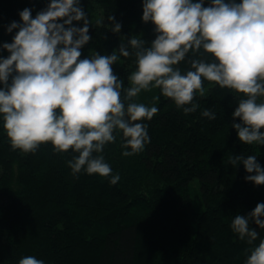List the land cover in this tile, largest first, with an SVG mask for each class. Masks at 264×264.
<instances>
[{
  "label": "trees",
  "instance_id": "obj_1",
  "mask_svg": "<svg viewBox=\"0 0 264 264\" xmlns=\"http://www.w3.org/2000/svg\"><path fill=\"white\" fill-rule=\"evenodd\" d=\"M49 2L0 0V44L12 41L16 30L6 28L20 21V11L30 8L34 18ZM80 3L92 37L81 58L110 55L132 35L149 44L155 39L152 22L141 19L143 0ZM109 15L122 25L119 33L106 27ZM8 55L0 49V57ZM133 60L121 57L112 66L125 87ZM204 87L205 96L197 94L195 101L200 108L189 114L159 89L139 94L137 101L149 106L160 96L159 111L143 121L150 137L143 152L123 156L130 149L121 148V133L105 146V161L120 176L115 185L98 174L74 176L67 164L77 155L71 150L56 153L51 144H41L35 153L13 150L0 121V264H18L25 256L44 264H245V249L264 239V229L250 222L259 237L249 245L231 222L264 203V185L245 181L249 173L229 159L257 155L264 168V145L243 144L231 127L240 122L232 118L235 93L208 81ZM206 108L215 112V120L200 115Z\"/></svg>",
  "mask_w": 264,
  "mask_h": 264
},
{
  "label": "clouds",
  "instance_id": "obj_2",
  "mask_svg": "<svg viewBox=\"0 0 264 264\" xmlns=\"http://www.w3.org/2000/svg\"><path fill=\"white\" fill-rule=\"evenodd\" d=\"M19 17L6 28L16 30L12 41L0 44L9 53L0 57V121L13 150L35 153L41 144L56 153L71 150L77 155L67 164L74 176L98 174L115 185L120 176L105 161V146L121 133V148L130 149L123 156L143 152L150 143L143 121L159 111L160 96L149 106L137 101L139 94L159 89L189 114L200 108L195 101L205 96V81L236 94L232 118L240 122L231 127L239 141L264 145V0H209L207 6L205 0H143L141 19L152 22L156 34L150 44L132 35L110 55L84 58L91 21L80 0H50L34 18L30 8ZM107 20L106 27L119 33L122 25L111 15ZM121 57H134L128 87L112 67ZM181 62L189 67L182 70ZM200 115L216 119L212 109ZM229 163L243 165L245 181L264 185L257 155H231ZM250 222L264 229V203L231 222L234 233L253 245L259 232ZM245 252V264H264V239ZM18 264L44 261L25 256Z\"/></svg>",
  "mask_w": 264,
  "mask_h": 264
}]
</instances>
